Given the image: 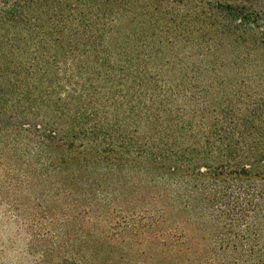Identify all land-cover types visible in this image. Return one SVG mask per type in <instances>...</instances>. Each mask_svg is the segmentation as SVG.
<instances>
[{
  "label": "trees",
  "instance_id": "16d2710c",
  "mask_svg": "<svg viewBox=\"0 0 264 264\" xmlns=\"http://www.w3.org/2000/svg\"><path fill=\"white\" fill-rule=\"evenodd\" d=\"M18 5L0 22L27 26ZM216 10L212 42L253 34L264 59L263 11ZM162 45L68 42L17 64L0 58V138L83 208L94 238L125 246V264L193 252L191 225L208 236L209 249L193 248L212 256L199 264H264V63L237 66L218 46L209 60L176 61Z\"/></svg>",
  "mask_w": 264,
  "mask_h": 264
},
{
  "label": "rangeland",
  "instance_id": "374dc122",
  "mask_svg": "<svg viewBox=\"0 0 264 264\" xmlns=\"http://www.w3.org/2000/svg\"><path fill=\"white\" fill-rule=\"evenodd\" d=\"M218 3L264 13V0H0V14L19 4L15 8L30 21L27 26L0 22V58L17 64L34 52L81 42L90 50L142 54L152 47L162 53V44H172L169 58L182 62L209 60L214 53L207 52L218 46L220 57L237 66L264 63L253 34L212 42L221 30ZM27 172L23 148L14 151L0 138V264H125L124 245L109 247L100 236L94 238L91 219L79 215L83 208ZM195 227L189 226L187 238L193 252L159 256L149 264H199V259L212 257L194 253L199 243L209 249L208 236Z\"/></svg>",
  "mask_w": 264,
  "mask_h": 264
}]
</instances>
